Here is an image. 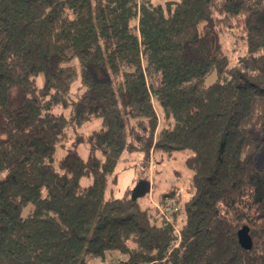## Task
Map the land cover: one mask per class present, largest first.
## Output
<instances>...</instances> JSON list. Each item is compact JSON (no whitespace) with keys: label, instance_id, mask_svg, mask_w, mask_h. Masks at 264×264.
Returning a JSON list of instances; mask_svg holds the SVG:
<instances>
[{"label":"trees","instance_id":"1","mask_svg":"<svg viewBox=\"0 0 264 264\" xmlns=\"http://www.w3.org/2000/svg\"><path fill=\"white\" fill-rule=\"evenodd\" d=\"M0 264H264V0H0Z\"/></svg>","mask_w":264,"mask_h":264},{"label":"rangeland","instance_id":"2","mask_svg":"<svg viewBox=\"0 0 264 264\" xmlns=\"http://www.w3.org/2000/svg\"><path fill=\"white\" fill-rule=\"evenodd\" d=\"M239 35L234 37L227 36L225 38V46L228 51H233L234 49H241L243 41L238 38ZM237 55V52L235 53ZM209 78V80H211ZM98 127V122L91 124L86 132H91L94 128ZM80 153L85 158L87 155V149L84 146L80 147ZM188 151L175 152L170 159H164L163 162H152L153 175L150 173V190L147 197H141L140 200L143 204L149 201L150 204L158 206L159 196L166 193L169 189L176 187L179 188L178 191H182L183 195L189 197L192 195V183L190 176L192 172L187 168L185 160L188 156ZM61 155L59 154V157ZM158 160H163L159 158ZM119 166L120 179L118 185L115 187V192L117 195H122L128 187L133 186L134 171L132 169L125 170ZM124 169V170H123ZM153 177V179H152ZM169 213V211H167Z\"/></svg>","mask_w":264,"mask_h":264},{"label":"water","instance_id":"3","mask_svg":"<svg viewBox=\"0 0 264 264\" xmlns=\"http://www.w3.org/2000/svg\"><path fill=\"white\" fill-rule=\"evenodd\" d=\"M150 184L146 181H140L134 188L131 194V197L134 201L138 198L144 197L150 190ZM239 242L241 246L245 249H251L252 247V238L249 234V229L244 227L239 231Z\"/></svg>","mask_w":264,"mask_h":264}]
</instances>
